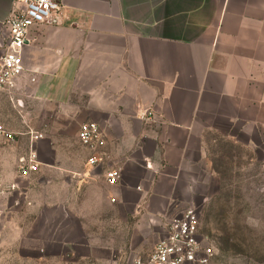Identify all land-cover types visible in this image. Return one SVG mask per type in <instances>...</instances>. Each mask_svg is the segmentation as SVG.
I'll use <instances>...</instances> for the list:
<instances>
[{"label": "crops", "instance_id": "1", "mask_svg": "<svg viewBox=\"0 0 264 264\" xmlns=\"http://www.w3.org/2000/svg\"><path fill=\"white\" fill-rule=\"evenodd\" d=\"M13 4L0 0V53ZM62 14L31 29L17 92L66 114L57 128L28 127L43 134L33 143L26 131L0 145V243L35 251L39 234L57 229L67 242L72 229L84 245L89 221L117 209L162 218L181 194L194 195L197 166L215 175L210 133L264 162V0H63ZM89 121L103 127L109 165L121 169L115 185L105 167L78 161L88 154L78 129ZM65 128L74 147L47 138ZM32 151L38 171L22 177Z\"/></svg>", "mask_w": 264, "mask_h": 264}, {"label": "rangeland", "instance_id": "2", "mask_svg": "<svg viewBox=\"0 0 264 264\" xmlns=\"http://www.w3.org/2000/svg\"><path fill=\"white\" fill-rule=\"evenodd\" d=\"M65 110L59 105L33 101L26 94L0 91V124L19 134L17 141L28 127L39 131L47 125L49 129L59 127L55 120ZM44 115H51V122L44 124ZM67 130L64 129L66 135L62 138L59 131L49 130L47 138L74 147ZM208 136L215 175L207 176L203 166H197L199 183L194 195L188 200L187 195L181 194V203L162 218L117 209L89 221L86 228L89 241L84 245L78 243L82 238L71 233L72 229L67 242L59 240L57 229L45 236L39 234L35 238V251L29 250L25 243L22 247L26 249L20 251L15 249L19 247L17 242L0 243V264H130L135 256L150 252L163 236L164 225L190 207L199 214L201 234L215 247L216 254L209 264H264V162L245 147L219 137L214 141L212 138L217 135L213 133ZM21 141L26 146L29 143L27 136ZM87 158L88 154L81 153L78 161L85 160L87 165ZM224 226L229 230L236 228L241 234L242 244L236 252L221 249L218 240L224 235ZM5 236L14 237L8 230ZM47 237L52 241L48 245L43 242Z\"/></svg>", "mask_w": 264, "mask_h": 264}, {"label": "built area", "instance_id": "3", "mask_svg": "<svg viewBox=\"0 0 264 264\" xmlns=\"http://www.w3.org/2000/svg\"><path fill=\"white\" fill-rule=\"evenodd\" d=\"M63 0H14L9 16L3 22L6 30V44L0 53V91L15 94L25 76L23 50L31 29L42 25L61 23ZM31 81H35L31 78ZM150 112L143 117L149 118ZM33 141L43 134L28 129L26 132ZM25 132L20 133V135ZM19 135L0 124V145L14 143ZM77 138L88 151L87 166L105 167L109 184L115 185L121 178V169L109 165L107 136L103 127L94 121L79 126ZM37 154L32 151L27 158L20 160V176L29 177L38 171ZM200 219L194 207L185 209L179 216L167 222L163 236L145 255L135 256L130 264H209L216 254L215 247L200 231Z\"/></svg>", "mask_w": 264, "mask_h": 264}, {"label": "trees", "instance_id": "4", "mask_svg": "<svg viewBox=\"0 0 264 264\" xmlns=\"http://www.w3.org/2000/svg\"><path fill=\"white\" fill-rule=\"evenodd\" d=\"M216 170V169H215ZM224 233L223 237H220L218 242L221 245V249L226 251L236 252L242 244L241 234L236 228L229 230L227 227L222 228ZM223 245V246H222Z\"/></svg>", "mask_w": 264, "mask_h": 264}]
</instances>
